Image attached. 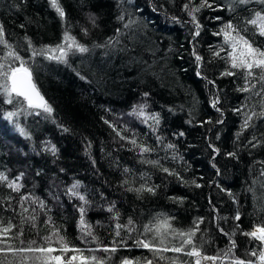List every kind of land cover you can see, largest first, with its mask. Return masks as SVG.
I'll return each instance as SVG.
<instances>
[{"label":"trees","instance_id":"trees-1","mask_svg":"<svg viewBox=\"0 0 264 264\" xmlns=\"http://www.w3.org/2000/svg\"><path fill=\"white\" fill-rule=\"evenodd\" d=\"M58 3L64 17L51 0H0L4 39L52 108L0 89V264H42L56 252L18 249L60 250L61 237L89 264H190L193 247L256 264L262 245L246 233L264 226V79L232 66L241 49L225 31L264 51L249 23L264 2ZM57 46L66 55L49 58ZM9 50L5 70L20 66Z\"/></svg>","mask_w":264,"mask_h":264},{"label":"snow or ice","instance_id":"snow-or-ice-1","mask_svg":"<svg viewBox=\"0 0 264 264\" xmlns=\"http://www.w3.org/2000/svg\"><path fill=\"white\" fill-rule=\"evenodd\" d=\"M241 3L246 2V0H240ZM261 2H264V0H261ZM52 6L56 9L57 13L61 16L64 17L65 13L63 9L61 8L60 4L58 3V0H51ZM187 7V6H185ZM255 19H252L249 21L254 26H257L259 28V34L264 36V15L261 13L257 12L255 14ZM226 28L231 29L232 25L228 24L226 25ZM199 34V33H197ZM4 29L3 25H0V45H4L5 48H9L10 50L7 53V58H11L13 61H20V66L19 67H7V70H5V64L0 63V77H3L4 83L0 84V89L3 90V94L6 96V102L11 104L13 103V98L14 97H19L22 98L24 101L27 102L29 107H43L44 111L46 112H51L52 108L47 105V103L44 101V98L40 95L39 91L36 89L35 84L32 81V75L31 72L24 67L25 62L22 60L20 55L16 53L14 50H11V46L7 44L6 40L4 39ZM225 36L228 37L229 39L233 40L232 43V48L233 52L235 53L237 48H240L239 55H232V61L233 64L232 66L235 67H240L244 68L247 70L248 75H252V69L253 68H259L261 69V79H264V51L253 47V45L246 40L244 37H230L229 33L225 31ZM65 40H72L71 37H68L67 35L65 36ZM75 45L76 48L80 52H86L88 51L87 48L76 44L74 40H72V43L68 45V47H72ZM50 52H56L58 51L60 53L59 56H50L49 58L51 59H63V57L66 55L65 49L63 46H57L55 49H48ZM36 53L34 52L33 55ZM199 59V57H197ZM231 75L232 73H227ZM215 106V105H213ZM15 115V113L9 112L8 116L11 117ZM247 124V121L245 122ZM133 143H135L133 141ZM146 150V149H145ZM167 171V169H165ZM0 179H5V177L0 176ZM10 187L12 185H9ZM75 187V186H74ZM199 187V185H197ZM149 191H152V189H148ZM83 199V197H81ZM83 211V210H81ZM236 219H239V216L237 215ZM164 227H168L167 222H163ZM159 230V229H158ZM7 231V229H5ZM90 235L91 233H87ZM181 236H187V239L183 240V244H191L192 243V236L195 235V232H189V233H180ZM246 235L253 237L254 239L258 240L261 242V245H264V226H259L255 228L253 231L246 233ZM49 238H46V240ZM34 243V242H33ZM60 244L63 245V247L60 249V251L67 252L71 251L73 253H78L80 252L79 249H74L68 246V242L65 241L62 237L60 238L59 241ZM141 244L142 247L149 248L150 245L148 243H144L142 241L138 242ZM163 243V241H161ZM234 246V245H233ZM167 250V249H165ZM172 251L180 252L182 251V247H177L171 249ZM2 251V249H0ZM18 251H36V252H41V253H51L55 251L52 248H32L31 245L27 249H18ZM104 251H108V249H104ZM112 251H115V249H112ZM230 251L228 253H225L226 256L230 255ZM187 255L189 256H200L201 253L193 247L192 251L188 252ZM251 255L256 256V252H252ZM204 259L207 260H213L215 261L218 259V257H208L205 256L203 257ZM258 258L260 261V264H264V251H261L258 254ZM37 259L42 261V264H48L49 261L53 262V264H64V261L62 260V255H55V256H42V257H37ZM79 260V264H89V258L85 257L83 255H73L69 257L67 264H73V261ZM92 261H95L96 264H102V262L97 258V257H91ZM127 264V262H125ZM148 264H151L149 261ZM196 264H200V261L197 260ZM235 264H245L244 260L237 259L235 260ZM248 264H252L251 261H248Z\"/></svg>","mask_w":264,"mask_h":264},{"label":"rangeland","instance_id":"rangeland-1","mask_svg":"<svg viewBox=\"0 0 264 264\" xmlns=\"http://www.w3.org/2000/svg\"><path fill=\"white\" fill-rule=\"evenodd\" d=\"M259 227V226H258ZM253 231V230H252ZM195 248H197V247H195ZM262 248H263V245H262V247H261V249H260V251L257 253V255L255 256V263L256 264H260V261H259V258H258V254L262 251ZM52 249H56L55 250V255H62V260L64 261V263H66L67 264V262H68V259H69V257H71V256H73V255H77V256H79V255H82L80 252H78V253H73V254H71L68 258H65L64 257V253H62L60 250H58L56 247H53ZM193 249V248H192ZM192 249H191V251H192ZM199 249V248H198ZM201 251V250H200ZM212 257V256H211ZM194 258V256H192V259ZM125 262H127V264H130L131 263V261L129 260V259H127V260H124L123 261V264H125ZM149 261H146L144 264H146V263H148ZM73 263L74 264H78L79 263V260H77V261H73Z\"/></svg>","mask_w":264,"mask_h":264},{"label":"built area","instance_id":"built-area-1","mask_svg":"<svg viewBox=\"0 0 264 264\" xmlns=\"http://www.w3.org/2000/svg\"><path fill=\"white\" fill-rule=\"evenodd\" d=\"M197 251H199L201 253V255L198 257V256H194V258L192 259V262L190 264H196V261L199 260L200 261V264H216V260L213 261V260H207V259H204L203 257L205 256H208L206 254H204L202 251H200V249L198 248H195ZM208 257H211V256H208Z\"/></svg>","mask_w":264,"mask_h":264},{"label":"water","instance_id":"water-1","mask_svg":"<svg viewBox=\"0 0 264 264\" xmlns=\"http://www.w3.org/2000/svg\"><path fill=\"white\" fill-rule=\"evenodd\" d=\"M17 67H19V66H17ZM32 81H33V79H32ZM33 83H34V81H33ZM35 84V83H34ZM36 86V85H35ZM36 89L39 91V89L36 87ZM39 93H40V95L42 96V94H41V92L39 91ZM43 97V96H42Z\"/></svg>","mask_w":264,"mask_h":264},{"label":"bare ground","instance_id":"bare-ground-1","mask_svg":"<svg viewBox=\"0 0 264 264\" xmlns=\"http://www.w3.org/2000/svg\"><path fill=\"white\" fill-rule=\"evenodd\" d=\"M257 227H258V226H257ZM257 227H255V228H257ZM255 228H254V229H255ZM262 251H264V245H263Z\"/></svg>","mask_w":264,"mask_h":264}]
</instances>
